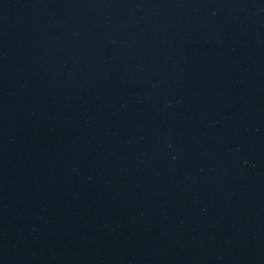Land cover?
I'll return each instance as SVG.
<instances>
[{
  "label": "water",
  "instance_id": "95a60500",
  "mask_svg": "<svg viewBox=\"0 0 264 264\" xmlns=\"http://www.w3.org/2000/svg\"><path fill=\"white\" fill-rule=\"evenodd\" d=\"M0 264H264V0H0Z\"/></svg>",
  "mask_w": 264,
  "mask_h": 264
}]
</instances>
